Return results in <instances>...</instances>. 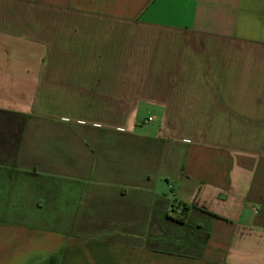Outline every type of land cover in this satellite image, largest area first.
<instances>
[{"label": "crops", "instance_id": "1", "mask_svg": "<svg viewBox=\"0 0 264 264\" xmlns=\"http://www.w3.org/2000/svg\"><path fill=\"white\" fill-rule=\"evenodd\" d=\"M0 264H264V0H0Z\"/></svg>", "mask_w": 264, "mask_h": 264}, {"label": "trees", "instance_id": "2", "mask_svg": "<svg viewBox=\"0 0 264 264\" xmlns=\"http://www.w3.org/2000/svg\"><path fill=\"white\" fill-rule=\"evenodd\" d=\"M191 208L192 205L179 201H174L171 210L168 213V218L177 222L180 225H185L188 212Z\"/></svg>", "mask_w": 264, "mask_h": 264}, {"label": "rangeland", "instance_id": "3", "mask_svg": "<svg viewBox=\"0 0 264 264\" xmlns=\"http://www.w3.org/2000/svg\"><path fill=\"white\" fill-rule=\"evenodd\" d=\"M151 112H153V113H155V111H151ZM151 115L152 113H149V111H144V115L147 117L148 115ZM149 131H151V132H157V129H158V124L157 123H153V124H150L149 126ZM165 184H163V186H164ZM167 191V193L169 194V195H171V194H173V192L172 191H170L169 189L168 190H166Z\"/></svg>", "mask_w": 264, "mask_h": 264}, {"label": "built area", "instance_id": "4", "mask_svg": "<svg viewBox=\"0 0 264 264\" xmlns=\"http://www.w3.org/2000/svg\"><path fill=\"white\" fill-rule=\"evenodd\" d=\"M153 120H154L153 117H151V118L148 119L149 122H152Z\"/></svg>", "mask_w": 264, "mask_h": 264}]
</instances>
